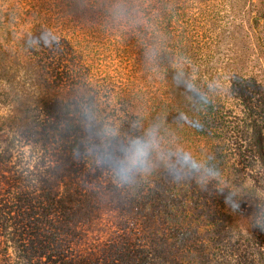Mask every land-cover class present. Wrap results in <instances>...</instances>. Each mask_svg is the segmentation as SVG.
Returning <instances> with one entry per match:
<instances>
[{
	"label": "trees",
	"instance_id": "16d2710c",
	"mask_svg": "<svg viewBox=\"0 0 264 264\" xmlns=\"http://www.w3.org/2000/svg\"><path fill=\"white\" fill-rule=\"evenodd\" d=\"M113 2L0 0V264H183L206 198L220 207L207 214L222 222L234 198L230 170L240 179L245 152L264 143V97L255 92L264 71H236L221 44L234 1L128 0L121 22ZM254 10L249 27L264 67V0ZM149 47L158 49L154 61ZM73 98L124 131L138 118L162 120L166 138L212 166L181 181L161 168L122 194L74 156L82 131L66 111ZM106 192L125 196L124 216L107 214ZM91 223L101 239L85 262L76 228Z\"/></svg>",
	"mask_w": 264,
	"mask_h": 264
},
{
	"label": "rangeland",
	"instance_id": "374dc122",
	"mask_svg": "<svg viewBox=\"0 0 264 264\" xmlns=\"http://www.w3.org/2000/svg\"><path fill=\"white\" fill-rule=\"evenodd\" d=\"M232 1L234 4L232 5L231 18L234 22L225 29L226 33L221 44L223 47L229 48L230 53L234 55L233 68H236V71L241 70L254 75L257 73L262 75L264 71L263 59L256 49L253 33L249 27V17L253 11L256 12L254 10L256 0L252 3L251 0ZM258 26L263 27L264 21H261ZM259 30L262 29L259 27ZM259 79L260 76H255L254 83L257 84ZM261 80V86L255 92L263 98V75ZM253 89H257L256 85L248 89V94ZM257 93L253 94L251 98L256 100ZM263 146L264 143L260 149H258L259 147L256 149L258 152L254 148L251 149V152H245L247 167L240 174L242 176L240 179L236 174L233 175V170H230L234 198L231 200L232 206L223 207H228L230 214L228 213L222 222L215 220V216L207 214L209 211L211 214L216 213L220 207L214 199L206 198L207 204L205 207H200L201 213L194 222L196 230L193 236L186 235L184 238L183 264H264V230L255 224L258 214L264 208ZM12 171L9 172L14 174ZM102 200L108 209V212L104 210L107 214L111 212L116 216H124V213L129 210L125 196L121 194L106 192ZM104 217L105 214H100V218ZM190 222L186 221L187 224ZM259 222L264 225V215H259ZM99 227L100 224L91 223L86 224L83 229L76 228L77 232L82 231L77 237H80L79 240L76 238V244H74L79 259L86 262L87 254L93 250L95 245L99 244L97 239L101 238L94 235L93 232ZM86 233L90 236L89 241L86 240Z\"/></svg>",
	"mask_w": 264,
	"mask_h": 264
},
{
	"label": "clouds",
	"instance_id": "9594fccd",
	"mask_svg": "<svg viewBox=\"0 0 264 264\" xmlns=\"http://www.w3.org/2000/svg\"><path fill=\"white\" fill-rule=\"evenodd\" d=\"M111 15L117 22L127 20L130 15L128 0H114ZM157 54L158 49L154 47L145 50L148 60L154 61ZM173 67L176 68L177 78L182 77L184 66L176 62ZM188 87L198 91L191 81ZM223 87H227L226 83ZM200 96L205 95L198 94L197 98ZM66 111L70 120H75L82 131L81 143L74 148V156L87 160L122 194L132 193L142 180L161 168L173 180L181 181L197 172L207 175L205 168L212 166L206 164V160H199L183 145L166 138L162 120L145 124L138 118L129 123L128 130L124 131L115 121L102 116L96 105L86 98H73ZM259 215H264V208L255 221L256 226L264 230Z\"/></svg>",
	"mask_w": 264,
	"mask_h": 264
}]
</instances>
